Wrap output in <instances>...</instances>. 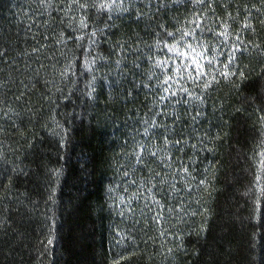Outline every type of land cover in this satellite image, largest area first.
I'll use <instances>...</instances> for the list:
<instances>
[{"label":"trees","instance_id":"trees-1","mask_svg":"<svg viewBox=\"0 0 264 264\" xmlns=\"http://www.w3.org/2000/svg\"><path fill=\"white\" fill-rule=\"evenodd\" d=\"M50 2L0 0V52L7 53L0 57V264H264V195L258 203L255 186L260 168L264 187L257 163L264 150V0H212L206 9L212 27L223 19L233 41L239 34L244 50L233 70L245 77L213 84L203 105L166 109L178 117L163 121L166 134L183 138L173 152L177 162L191 163L192 178L176 189L164 185L160 205L147 193L136 198L126 182L142 181L130 155L136 145L157 143L154 130L144 134L153 96L134 63L161 23L183 25L190 5L169 0L158 13L149 0H126L129 12L93 18L105 29L96 51L109 57L117 43L125 51L99 62L96 75L105 79L91 101L86 80H61L78 49L68 39L66 0ZM137 8L145 12L139 20ZM61 32L66 45L54 44ZM175 174V164L165 168L166 180Z\"/></svg>","mask_w":264,"mask_h":264},{"label":"snow or ice","instance_id":"snow-or-ice-1","mask_svg":"<svg viewBox=\"0 0 264 264\" xmlns=\"http://www.w3.org/2000/svg\"><path fill=\"white\" fill-rule=\"evenodd\" d=\"M176 2L177 0H171L173 6ZM187 2L191 7V12L185 17L183 25L179 27L173 25L170 29L168 25L161 23L154 34L155 42L148 44L147 53L142 55L140 62L134 63V68L142 76H146V82L142 81V87L148 89L149 94L153 96L152 106L149 108L153 119L144 121L147 125L144 134L147 136L149 129L154 130L151 135L157 143L152 144L151 148L144 143L136 145V148L130 153L135 161L133 173L140 172L142 181L138 184L135 178H131L126 182L136 186L137 190L134 193L136 198L147 193L151 196L153 203L157 205H160L157 195L163 190L164 185L176 189L181 179L187 182L192 178L191 163L186 164L183 158L177 162V157L173 152L174 148L177 152L181 151L179 146L183 138L175 139L166 134L168 125L163 121L171 119L174 124L178 119L175 115L169 117L166 109L170 105L182 104L193 108L203 105L208 90L213 84H218L220 80H229L237 75L241 79L245 77L243 71L233 70L236 54L244 50L239 34H235L233 41L234 33L229 30L230 25L223 19L214 21L215 27L207 23L212 20V17H209L206 12V9L213 7L212 0H187ZM47 6L52 7L50 0H48ZM169 6V0H154V3L153 0H149L147 7L154 8L156 12L160 13L168 9ZM65 7L67 13H72L65 17L73 34L68 39L77 42L78 54L73 53L72 58L60 70L59 75L64 82L77 83L81 82L82 78L86 80L84 95L89 100L96 101L97 80L105 79V77L96 75L100 67L104 66L99 62L110 58L117 49L123 54L125 47L119 43L110 46L109 57L96 51L101 43L100 38L105 34V29L93 25L92 19L100 18L106 22L112 21L120 14L129 12L133 5L131 3L126 5V0H66ZM144 15L145 12L142 9H136L138 20ZM110 26L105 24V28ZM244 27L248 26L244 25ZM55 43L67 44L63 32L55 37ZM37 51L39 49H33V52ZM6 55V51L0 52V57ZM115 63L119 67L121 61L117 60ZM33 71L39 75V69ZM262 74H264V70H262ZM57 91H62V89L57 87ZM199 115L200 112L196 111L193 120ZM156 118H160V122ZM260 119L264 121V110H261ZM159 128H164L165 132L156 134L155 130ZM192 146L195 147V145ZM258 155L260 156L258 165L264 166V150ZM174 164L176 174L173 181H168L164 177L165 168L171 169ZM152 165H156V167L152 168ZM125 176H129V173L125 172ZM199 183L204 184L205 181L200 180ZM255 186L259 203L260 195H264V187H261L260 168L257 169ZM179 190L183 191L184 189ZM188 191L190 192L191 189ZM146 206L148 205L146 204ZM161 211H163V206H161ZM157 219H159V213ZM113 264H120L119 258H115Z\"/></svg>","mask_w":264,"mask_h":264}]
</instances>
